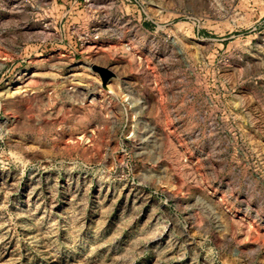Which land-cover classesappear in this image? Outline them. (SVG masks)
Returning a JSON list of instances; mask_svg holds the SVG:
<instances>
[{"label":"rangeland","instance_id":"1","mask_svg":"<svg viewBox=\"0 0 264 264\" xmlns=\"http://www.w3.org/2000/svg\"><path fill=\"white\" fill-rule=\"evenodd\" d=\"M0 264H264V0H0Z\"/></svg>","mask_w":264,"mask_h":264},{"label":"bare ground","instance_id":"2","mask_svg":"<svg viewBox=\"0 0 264 264\" xmlns=\"http://www.w3.org/2000/svg\"><path fill=\"white\" fill-rule=\"evenodd\" d=\"M112 81H113V79H112ZM22 86H25V85H22ZM107 86V85H106ZM25 87H27V86H25ZM24 88V87H23ZM136 102V101H135ZM137 103V102H136ZM135 105V104H134ZM140 110V109H139ZM147 111V110H146ZM138 115V114H137ZM140 121V120H139ZM142 123V122H141ZM141 125H145V124H141ZM140 133V132H139ZM168 134V133H167ZM159 136L160 138H162V140L164 141V139H165V137L167 136L164 132H161V133H158V134H155L154 133V131H153V129L150 127V126H147V125H145L144 126V129H143V131L141 132V134H139V141H140V143H139V147H140V149H141V151L143 150V151H145L146 150V148H148L147 146L148 145H156L157 146V140H158V138L157 137ZM138 137V136H137ZM168 140V139H167ZM160 141H161V139H160ZM159 145V144H158ZM151 148V147H150ZM153 148H154V146H153ZM145 149V150H144ZM142 151V152H143ZM213 215H214V219H215V221H216V224L220 227V224H221V222H220V220H219V217H217V215L216 214H214L213 213ZM215 224V225H216ZM222 225V224H221Z\"/></svg>","mask_w":264,"mask_h":264},{"label":"water","instance_id":"3","mask_svg":"<svg viewBox=\"0 0 264 264\" xmlns=\"http://www.w3.org/2000/svg\"><path fill=\"white\" fill-rule=\"evenodd\" d=\"M96 70L102 75L105 82L109 81L113 77V73L103 68H96Z\"/></svg>","mask_w":264,"mask_h":264}]
</instances>
